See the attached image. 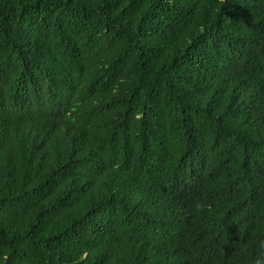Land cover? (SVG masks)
<instances>
[{
  "label": "trees",
  "instance_id": "1",
  "mask_svg": "<svg viewBox=\"0 0 264 264\" xmlns=\"http://www.w3.org/2000/svg\"><path fill=\"white\" fill-rule=\"evenodd\" d=\"M264 0H0V264H254Z\"/></svg>",
  "mask_w": 264,
  "mask_h": 264
},
{
  "label": "clouds",
  "instance_id": "2",
  "mask_svg": "<svg viewBox=\"0 0 264 264\" xmlns=\"http://www.w3.org/2000/svg\"><path fill=\"white\" fill-rule=\"evenodd\" d=\"M254 264H264V243L261 244L260 250L254 258Z\"/></svg>",
  "mask_w": 264,
  "mask_h": 264
}]
</instances>
